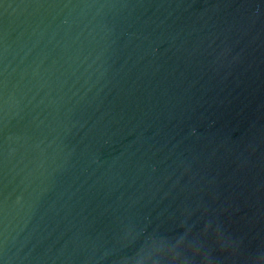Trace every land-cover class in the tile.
<instances>
[{"label": "water", "instance_id": "95a60500", "mask_svg": "<svg viewBox=\"0 0 264 264\" xmlns=\"http://www.w3.org/2000/svg\"><path fill=\"white\" fill-rule=\"evenodd\" d=\"M0 264H264V0H0Z\"/></svg>", "mask_w": 264, "mask_h": 264}]
</instances>
